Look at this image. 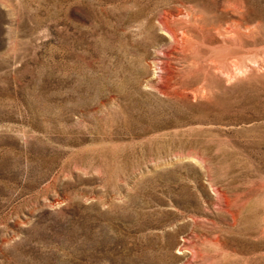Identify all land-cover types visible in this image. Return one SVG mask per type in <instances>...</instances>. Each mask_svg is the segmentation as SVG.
<instances>
[{
  "label": "rangeland",
  "instance_id": "1",
  "mask_svg": "<svg viewBox=\"0 0 264 264\" xmlns=\"http://www.w3.org/2000/svg\"><path fill=\"white\" fill-rule=\"evenodd\" d=\"M0 264H264V0H0Z\"/></svg>",
  "mask_w": 264,
  "mask_h": 264
},
{
  "label": "bare ground",
  "instance_id": "2",
  "mask_svg": "<svg viewBox=\"0 0 264 264\" xmlns=\"http://www.w3.org/2000/svg\"><path fill=\"white\" fill-rule=\"evenodd\" d=\"M182 15L183 13L177 10L175 13L169 15V17L163 16L158 19L160 29L169 36L175 49L180 48L182 44H186L188 36H193L196 30L194 29L196 24L191 21L190 14L186 13L183 18Z\"/></svg>",
  "mask_w": 264,
  "mask_h": 264
}]
</instances>
